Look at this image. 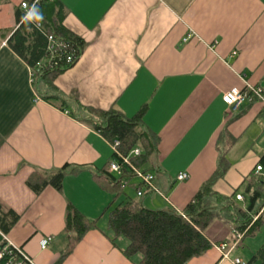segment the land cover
Segmentation results:
<instances>
[{
	"label": "crops",
	"instance_id": "0c3cea01",
	"mask_svg": "<svg viewBox=\"0 0 264 264\" xmlns=\"http://www.w3.org/2000/svg\"><path fill=\"white\" fill-rule=\"evenodd\" d=\"M26 0H0V205L18 214L0 245L19 247L35 264H134L105 231L104 208L111 200L94 174L109 161V143L86 120L84 107L115 109L125 117L142 107L144 126L157 136L152 161L158 168L142 204L181 212L218 158L228 161L213 189L242 195L245 180L264 155V98L236 109L222 95L246 84L264 96V0H60L63 24L85 46L73 66L51 84L33 78L30 67L7 39ZM65 163L60 190L34 193L26 180L35 169ZM187 178L178 180L180 173ZM129 197H135L126 192ZM243 196V195H242ZM123 199L121 196L115 201ZM242 205L245 198L238 200ZM70 203L98 229L74 241L64 232ZM264 222V215H263ZM5 238H3L2 234ZM213 247L187 264L246 263L264 240V226L224 257L217 245L233 241V229L215 221L205 231ZM49 236L47 246L39 242Z\"/></svg>",
	"mask_w": 264,
	"mask_h": 264
},
{
	"label": "trees",
	"instance_id": "16d2710c",
	"mask_svg": "<svg viewBox=\"0 0 264 264\" xmlns=\"http://www.w3.org/2000/svg\"><path fill=\"white\" fill-rule=\"evenodd\" d=\"M29 4L34 0H26ZM35 16L30 21L23 19V11H17V27L7 39L9 48L30 67L33 78H43L49 84L67 68L73 66L82 53L84 39L70 31L64 24V6L60 0H37L34 3ZM36 16L42 17L36 19ZM37 22L40 23L37 26ZM48 35L60 41L61 51L48 50ZM71 55L67 61L66 56ZM52 65V66H51ZM86 120L109 143L119 142L118 151L129 155L133 148L140 150L139 155H130L129 164L121 163L119 174L110 172V164L120 161V157L111 152L108 162L94 174L97 183L111 195V200L102 211L106 215L105 231L112 243L117 238H125L127 245L122 253L129 259L138 257L134 264H187L189 260L203 255L214 242L209 240L205 231L215 221H222L235 233H242L237 244L253 236L263 224L264 215V178L250 176L245 180L242 195L245 204H238L235 191L222 195L213 189L217 179L228 169V161L218 158L217 166L209 178L201 183L194 196L186 203L181 212L168 207L151 209L142 204V197L148 189L141 188L133 168L151 172L154 176L158 168L152 161L157 149V136L152 134L142 122V107L134 116L125 117L115 109H96L84 107ZM264 168V155L260 159ZM80 166L70 167L65 163L53 170L35 169L27 178L28 187L39 193L50 185L60 190L67 172L76 173ZM130 186L135 194L139 188L142 195L129 197L125 190ZM123 197L115 201L118 197ZM200 202V205H198ZM18 214L0 205V231L7 233L18 219ZM98 219H89L70 203L66 206L64 232L74 241L80 240L88 231L98 229ZM12 254H5L0 264H6ZM69 253L66 250L56 264ZM245 264H264V240L250 254Z\"/></svg>",
	"mask_w": 264,
	"mask_h": 264
},
{
	"label": "built area",
	"instance_id": "2783aa9c",
	"mask_svg": "<svg viewBox=\"0 0 264 264\" xmlns=\"http://www.w3.org/2000/svg\"><path fill=\"white\" fill-rule=\"evenodd\" d=\"M37 0H34L32 3H28L27 1H23L20 3V7L23 11V18L25 17V15L33 9L34 7V3ZM37 26L40 25L39 22L36 23ZM48 50H50L52 52V50H58L61 51L64 48V45L60 42L55 40L52 35H48V46H47ZM71 55H67L66 56V60L70 61ZM52 66V65H51ZM31 75L33 77V74L31 72ZM254 98H258V99H262L264 98L263 96V90L260 86L257 85H252V84H246L245 87L241 90L236 89V88H232L226 92L223 93L222 95V99L224 101V103L231 107L232 109H236L237 106L243 102L244 100H252ZM112 151L114 153H116L119 157H120V161H113L110 164V172H113L115 174H119L120 172V168L122 166L121 163H128L129 164V156L130 155H139L140 154V150L138 148H133L130 151L129 155H123L118 151V145L119 142L118 141H114L113 143L109 144ZM134 170V174L136 176V178L142 183V187L141 188H145L148 190H152L153 187V179H154V175L151 172L148 171H144L141 169H137V168H133ZM262 167L261 165H257L256 167V172L261 171ZM187 178V174L186 173H180L177 176L178 180H184ZM139 188L136 192L137 196L142 195V189ZM236 199L237 200H243V196L241 194H237L236 195ZM3 238L4 235H2ZM242 237V233H235V241L234 243L231 245V248H229L228 250L225 251V249L227 248V243L226 242H222L219 243L217 245V248L221 251L222 255L224 257H226L228 255V251L231 250L239 241V239ZM51 238L49 236L44 237L40 240L39 242V246L41 249H44L49 240ZM11 248H13L14 250H16V256L13 257L11 256L9 258V260L6 262V264H35L33 262V260L31 259L30 256H28L24 251H22L21 248L14 246L13 244L6 242L5 245H3V247H0V259L7 253L9 255L12 254V250ZM234 263L235 264H245L244 262H242L239 258H235L234 259Z\"/></svg>",
	"mask_w": 264,
	"mask_h": 264
},
{
	"label": "clouds",
	"instance_id": "9594fccd",
	"mask_svg": "<svg viewBox=\"0 0 264 264\" xmlns=\"http://www.w3.org/2000/svg\"><path fill=\"white\" fill-rule=\"evenodd\" d=\"M35 13H36V9H35V7H33V9L30 10V11L25 15V17H24L23 19H24L25 21H30V20H32L33 17L35 16ZM35 18H36V19H41L42 17H40V16H36Z\"/></svg>",
	"mask_w": 264,
	"mask_h": 264
},
{
	"label": "rangeland",
	"instance_id": "374dc122",
	"mask_svg": "<svg viewBox=\"0 0 264 264\" xmlns=\"http://www.w3.org/2000/svg\"><path fill=\"white\" fill-rule=\"evenodd\" d=\"M124 191H125V192H131V193L134 195V190H133L130 186H126ZM119 198H120V196H119ZM237 203H238V204H241L240 201H237ZM262 226H264V222H263ZM1 234H2V233H1ZM2 235H3V234H2Z\"/></svg>",
	"mask_w": 264,
	"mask_h": 264
},
{
	"label": "water",
	"instance_id": "95a60500",
	"mask_svg": "<svg viewBox=\"0 0 264 264\" xmlns=\"http://www.w3.org/2000/svg\"><path fill=\"white\" fill-rule=\"evenodd\" d=\"M198 205H200V202H198ZM3 245H5V243L1 244L0 247H3Z\"/></svg>",
	"mask_w": 264,
	"mask_h": 264
}]
</instances>
